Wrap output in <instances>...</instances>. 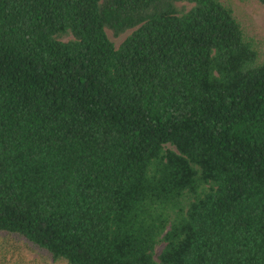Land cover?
<instances>
[{"label":"trees","instance_id":"1","mask_svg":"<svg viewBox=\"0 0 264 264\" xmlns=\"http://www.w3.org/2000/svg\"><path fill=\"white\" fill-rule=\"evenodd\" d=\"M0 233L66 264H264V59L232 9L0 0Z\"/></svg>","mask_w":264,"mask_h":264},{"label":"rangeland","instance_id":"2","mask_svg":"<svg viewBox=\"0 0 264 264\" xmlns=\"http://www.w3.org/2000/svg\"><path fill=\"white\" fill-rule=\"evenodd\" d=\"M232 9L233 15L240 23L244 35L252 41L259 60L264 59V6L255 0H220ZM106 36L116 47L125 32L118 37H112L108 30ZM65 37L64 39H67ZM0 264H66L63 261H53L42 250L31 246L24 239L0 233Z\"/></svg>","mask_w":264,"mask_h":264}]
</instances>
